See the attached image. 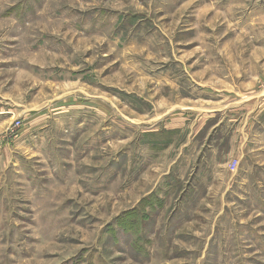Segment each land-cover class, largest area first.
I'll return each mask as SVG.
<instances>
[{
  "label": "rangeland",
  "instance_id": "1",
  "mask_svg": "<svg viewBox=\"0 0 264 264\" xmlns=\"http://www.w3.org/2000/svg\"><path fill=\"white\" fill-rule=\"evenodd\" d=\"M0 264H264V0H0Z\"/></svg>",
  "mask_w": 264,
  "mask_h": 264
},
{
  "label": "crops",
  "instance_id": "2",
  "mask_svg": "<svg viewBox=\"0 0 264 264\" xmlns=\"http://www.w3.org/2000/svg\"><path fill=\"white\" fill-rule=\"evenodd\" d=\"M242 104H246L245 99L242 100V101H239L237 103V106H238V109H239L240 112H241V105ZM242 110L244 111V114L241 115V113H240L239 118H238V124L240 126V132H243V126H242L243 124L245 126L244 130L247 129V126H246L247 125V118L249 116L245 105H244V108L242 107ZM241 141L243 142V139Z\"/></svg>",
  "mask_w": 264,
  "mask_h": 264
},
{
  "label": "built area",
  "instance_id": "3",
  "mask_svg": "<svg viewBox=\"0 0 264 264\" xmlns=\"http://www.w3.org/2000/svg\"><path fill=\"white\" fill-rule=\"evenodd\" d=\"M17 126H20V124L18 123ZM237 165V162L232 163V166L235 167Z\"/></svg>",
  "mask_w": 264,
  "mask_h": 264
},
{
  "label": "trees",
  "instance_id": "4",
  "mask_svg": "<svg viewBox=\"0 0 264 264\" xmlns=\"http://www.w3.org/2000/svg\"><path fill=\"white\" fill-rule=\"evenodd\" d=\"M132 213H134V212H132Z\"/></svg>",
  "mask_w": 264,
  "mask_h": 264
}]
</instances>
